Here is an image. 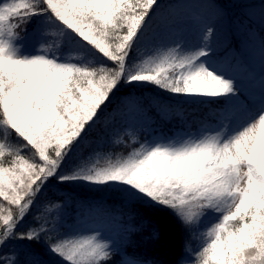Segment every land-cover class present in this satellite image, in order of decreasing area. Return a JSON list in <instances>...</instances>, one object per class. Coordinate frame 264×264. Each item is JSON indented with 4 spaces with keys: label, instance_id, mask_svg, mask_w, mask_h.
<instances>
[{
    "label": "snow or ice",
    "instance_id": "6c2138e0",
    "mask_svg": "<svg viewBox=\"0 0 264 264\" xmlns=\"http://www.w3.org/2000/svg\"><path fill=\"white\" fill-rule=\"evenodd\" d=\"M48 256L264 264V0H0V264Z\"/></svg>",
    "mask_w": 264,
    "mask_h": 264
},
{
    "label": "trees",
    "instance_id": "16d2710c",
    "mask_svg": "<svg viewBox=\"0 0 264 264\" xmlns=\"http://www.w3.org/2000/svg\"><path fill=\"white\" fill-rule=\"evenodd\" d=\"M229 7H230V5H229ZM128 150L129 149L124 148V147L121 146V147L115 148L114 152L117 153V154H126V152ZM93 162L102 166V165L106 164L108 162V160L103 156L97 162L96 161H93ZM67 190L69 192L73 193L74 195H76L78 197H81V198H95L97 196H102L103 195V193L93 192L92 190H90L86 186H82V187L78 186V187H76L74 185V186H71ZM50 199L55 200L56 197L55 196H50ZM177 243H178V241H177ZM132 251L134 253H136V254L144 255V254L148 253L149 249L147 247L146 242L144 240H140V241H137L136 244L133 245ZM46 260L49 261L50 264H56L55 259L53 257H51V256L46 257Z\"/></svg>",
    "mask_w": 264,
    "mask_h": 264
},
{
    "label": "rangeland",
    "instance_id": "374dc122",
    "mask_svg": "<svg viewBox=\"0 0 264 264\" xmlns=\"http://www.w3.org/2000/svg\"><path fill=\"white\" fill-rule=\"evenodd\" d=\"M230 7H232V5H230ZM104 155L103 154H101L100 156H98L94 161H98L101 157H103ZM74 186V185H73ZM76 187H82V186H84V185H75ZM202 241L201 240H193V241H190L189 243H190V247H192V248H196V247H199V245H200V243H201ZM47 264H50V262L49 261H47Z\"/></svg>",
    "mask_w": 264,
    "mask_h": 264
}]
</instances>
